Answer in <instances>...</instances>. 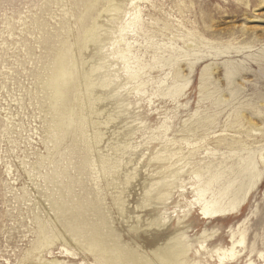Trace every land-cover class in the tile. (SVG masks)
<instances>
[{
    "label": "rangeland",
    "instance_id": "rangeland-1",
    "mask_svg": "<svg viewBox=\"0 0 264 264\" xmlns=\"http://www.w3.org/2000/svg\"><path fill=\"white\" fill-rule=\"evenodd\" d=\"M199 140L257 162L240 214L179 196ZM260 155L264 0H0V264H147L161 233L192 264H263Z\"/></svg>",
    "mask_w": 264,
    "mask_h": 264
},
{
    "label": "bare ground",
    "instance_id": "bare-ground-1",
    "mask_svg": "<svg viewBox=\"0 0 264 264\" xmlns=\"http://www.w3.org/2000/svg\"><path fill=\"white\" fill-rule=\"evenodd\" d=\"M138 19H139V16L136 13L134 20L136 21ZM130 28L131 27H129V29ZM200 121L201 120H197L194 123V125L195 126L199 125ZM201 141L203 140H199L195 142L194 144L190 145L189 147H191V149L188 150V153L186 155L181 154V156L177 157V160H185L184 166L193 165V170L187 172L188 178H189L188 184L184 185V181H182L181 185L179 186V190H181L179 191V196L184 198L186 194L188 193L192 194L193 205L199 208L203 216V219H206V220H210V221L225 220L226 218H229L233 215L240 214L243 207L245 206V203H246V200L249 194L252 192V190L257 185L261 177V174H262V172L257 167V162L254 161L253 158H251L250 156L248 158L246 157L243 158L239 156L238 154H234L232 152L229 156H227L228 158L226 160H221L220 157L209 159V156L215 157V154H216L214 152L215 150H213V153H212L211 149L205 148L204 147L205 145H201L202 144ZM212 143H216L218 146L220 145H223L225 147L228 146V142H226L225 139H221V138L215 139ZM172 157H175V154L172 155ZM235 158L237 159L235 160ZM260 160H261L262 165L264 166V155H260ZM182 174L184 173H181V174L177 173L178 176H182ZM151 190L152 189L146 190L145 191L146 194L149 195L150 192H152ZM143 201L145 200L143 199ZM147 201H149V199ZM186 204H189V203H186ZM154 221L155 220H153L151 224L149 223L150 225L149 224L146 225L145 229L147 228L148 230H150V227L152 228V226L155 225V222L157 223V221L155 222ZM137 229H134L133 231H136ZM143 229H144V226H143ZM213 231L212 233H214ZM216 233L217 232H215V234ZM161 234H156V237L158 240L156 239V242L152 241L153 243L151 242L152 244L151 246H148V245L144 246L146 248L148 247L151 248L148 253L149 260L147 264H192L187 261L185 257V251L182 249V247H177L175 242H173V244H170V243H165L164 241H162L161 244H158V242H160L159 237ZM132 237L133 238L131 239L132 240L131 243H135L137 245L138 243H136L137 241L136 237L134 235H132ZM203 238L204 239L201 243V248L199 250L204 252V251H207L208 248L206 246H203L206 241V237H203ZM208 238L209 236H207V239ZM241 240L242 239H240V242ZM234 243H236V241ZM220 249H217L216 251L214 250L215 253H213V254H217L220 260L219 263H221L223 260L225 261V258H227L226 261H228L231 258H233V256H235L234 255L235 252L233 253V246L230 250H225V249L220 250ZM65 252L68 256H73V254H71L67 250H64V253ZM196 253L201 255L199 251ZM208 256L209 255H207V257ZM34 257L32 258L34 259ZM259 257L263 258L264 253H260ZM112 258L110 257V259ZM36 261H38L37 263L39 264H61V262L58 260L45 261V260L40 259V261L39 260H36ZM120 262L121 261H119V263ZM122 264H124V262ZM131 264H138V263H136V261H132ZM193 264H197V262H194ZM245 264H254V263L250 259Z\"/></svg>",
    "mask_w": 264,
    "mask_h": 264
}]
</instances>
